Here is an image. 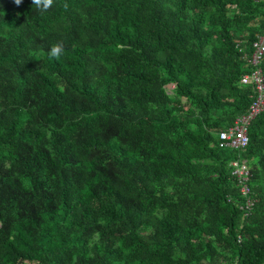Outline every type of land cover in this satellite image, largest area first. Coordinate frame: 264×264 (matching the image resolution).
Here are the masks:
<instances>
[{"label": "trees", "instance_id": "16d2710c", "mask_svg": "<svg viewBox=\"0 0 264 264\" xmlns=\"http://www.w3.org/2000/svg\"><path fill=\"white\" fill-rule=\"evenodd\" d=\"M263 28L264 0H0V264H264V106L217 145Z\"/></svg>", "mask_w": 264, "mask_h": 264}, {"label": "built area", "instance_id": "2783aa9c", "mask_svg": "<svg viewBox=\"0 0 264 264\" xmlns=\"http://www.w3.org/2000/svg\"><path fill=\"white\" fill-rule=\"evenodd\" d=\"M251 53L247 59V63L253 66L249 72L243 73L239 82L241 84L251 85L254 95L249 102L244 113L235 117L233 122L224 129L217 132L218 147H230L235 150H242L248 141L247 127L250 121L262 110L264 106V83L261 70L258 67L261 56L264 52V28L261 34L251 42ZM230 174L233 176L240 195L244 198L243 210H248L253 204V200L249 196V169L245 159L236 157L230 160Z\"/></svg>", "mask_w": 264, "mask_h": 264}, {"label": "clouds", "instance_id": "9594fccd", "mask_svg": "<svg viewBox=\"0 0 264 264\" xmlns=\"http://www.w3.org/2000/svg\"><path fill=\"white\" fill-rule=\"evenodd\" d=\"M23 0H13V3L16 6H19ZM32 4L36 6V9L43 13L46 12L48 9H50L53 4L54 0H32ZM65 8H67V5H64ZM65 48H64V43L62 40H58L53 42L48 50V56L51 58H60L62 55H64Z\"/></svg>", "mask_w": 264, "mask_h": 264}, {"label": "rangeland", "instance_id": "374dc122", "mask_svg": "<svg viewBox=\"0 0 264 264\" xmlns=\"http://www.w3.org/2000/svg\"><path fill=\"white\" fill-rule=\"evenodd\" d=\"M169 88H171L172 86L171 85H168ZM201 264H204V263H201Z\"/></svg>", "mask_w": 264, "mask_h": 264}]
</instances>
